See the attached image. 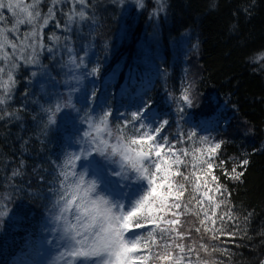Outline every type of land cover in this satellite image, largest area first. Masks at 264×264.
I'll use <instances>...</instances> for the list:
<instances>
[{"label":"trees","instance_id":"16d2710c","mask_svg":"<svg viewBox=\"0 0 264 264\" xmlns=\"http://www.w3.org/2000/svg\"><path fill=\"white\" fill-rule=\"evenodd\" d=\"M143 3L140 8L136 0H85L86 18L75 16L71 23L67 16L81 10L78 0L61 3L54 9L55 19L42 29L52 54L43 52L39 65L21 62L6 108L16 115L0 120V213L4 214L0 216V264H10L11 257L25 248L28 236L37 242L42 235L39 225L49 232L63 223L53 219L59 211L54 207L60 187L57 170L72 149L71 154L77 155L91 151L85 143L89 138L83 136L89 130L87 118L110 110L115 132L143 101L152 104L150 116L159 114L172 122L164 135L181 134L178 148L189 153L200 148L206 153L221 143L215 156L205 155V159L213 163L211 174L219 177L226 192L210 195L216 196L217 203L228 202L217 209L218 214L234 210L235 218L225 217V233H206L205 226L221 224L217 220L215 225H201L204 217L195 215L193 200V211L180 217L178 231L186 235L176 241L194 248L186 254L185 264L188 259L200 264L197 253L209 264H264V0ZM49 7L51 0H41L42 15ZM27 30L21 26V34ZM53 34L58 41L49 40ZM93 68L98 72L89 75ZM185 94L190 104L182 100ZM57 104L62 105L59 112H55ZM53 112L54 122H49ZM126 127L130 133L131 124ZM74 128L79 131L66 142V133ZM192 130L198 135L187 140L183 134ZM200 136L209 137V143L200 144ZM81 157L86 164L103 165L117 180L111 172L120 171L119 164L98 153ZM185 159L191 161L192 156ZM78 162L83 165L81 159ZM180 170L197 171L191 163ZM241 172L239 179L231 178ZM130 182L142 186L141 195L147 191L146 180L118 184ZM186 187L189 191L182 202L190 196L191 185ZM68 215L72 219V213ZM197 227L200 233L195 232ZM163 243L157 240V245ZM201 244L208 245V252ZM159 251L154 245L151 253ZM172 251L181 255L178 249ZM147 264L168 262L150 259Z\"/></svg>","mask_w":264,"mask_h":264},{"label":"snow or ice","instance_id":"6c2138e0","mask_svg":"<svg viewBox=\"0 0 264 264\" xmlns=\"http://www.w3.org/2000/svg\"><path fill=\"white\" fill-rule=\"evenodd\" d=\"M67 2L68 0H51L52 7L48 8L46 15H42L41 0H32L31 3H25L24 0H0V120L16 115L6 108L13 98L12 93L17 84L15 77L22 66L21 62L25 65H39L43 52L52 54L54 49L44 42L42 29L55 19L56 6ZM120 2L123 3V0ZM136 3L138 7H144L143 0H136ZM78 4L81 10L71 11L67 16V23H71L75 16L82 20L86 18L83 10L85 0H78ZM21 26H27L28 30L21 34ZM49 40L58 41L59 37L53 34ZM97 72L98 69L93 68L89 75ZM36 74L31 73L32 76ZM182 100L191 103L187 94ZM61 107L62 105L57 104L55 112H59ZM151 111L152 104L143 101L130 114V118L124 117L125 126L117 125L115 132L110 124V110L102 111L94 119L90 116L87 118L89 130L84 131L83 136L89 138L85 143L91 151L86 149L81 155L70 154L61 165L62 179L59 180L58 198L54 204L59 211L53 219L63 221L57 225L61 229L58 241H62L57 243V249L63 248V251H58L55 264H147L149 259L166 261L168 264H185L186 254L192 253L194 248L176 241L183 240L186 235L183 231H178V227L181 225V215L193 211L190 207L193 200L196 201L195 215L199 217L202 213L204 217L199 220L201 225H206V222L215 225L217 220L221 224L218 228L205 226L206 233H225V217L228 220L235 218L234 210L218 214L217 209L221 205L227 206L228 202L221 199L217 203L216 196L210 195V192L222 195L226 192L219 183V177L211 174L213 163L205 159V155L215 156L221 143H215L206 153L200 148H195L193 153H189L186 148H178L181 134L178 132L171 137L164 135L172 122L162 119L159 114L150 116ZM179 111L183 112V109ZM55 112L49 117V122L53 121ZM128 124L132 126L130 133L126 127ZM183 135L187 140H193L198 134L192 130ZM112 139L115 142H110ZM198 142L208 144L209 137L200 136ZM93 153H98L113 164H119L121 170L113 169L111 172V175L117 177L116 183L121 180H146L147 191L134 204H125L121 200L101 195L97 180H86V172L75 170L76 162L81 156H92ZM189 155L192 156L191 161L185 159ZM189 163L197 171L185 174L180 168L183 165L187 169ZM242 163L246 166L249 161L245 159ZM130 171L135 175H125V172ZM232 172L235 173L236 169L233 168ZM242 175V172L237 173L231 178L239 179ZM213 183L214 188L211 187ZM186 185H191L190 196L187 202H182L185 192L189 191ZM195 194H199V197ZM70 212L72 219L68 215ZM169 214L174 218H168ZM2 215L4 214L0 213ZM195 232L200 233L201 228H195ZM158 239L164 241L162 246L157 245ZM213 239L218 237L213 236ZM154 245L160 247L159 252L152 256L141 255L144 250L151 252ZM173 248L178 249L181 255L174 256ZM200 248L208 252L207 244H201ZM197 260L200 264H209L207 259L200 260L199 253ZM186 264L193 262L188 259Z\"/></svg>","mask_w":264,"mask_h":264},{"label":"rangeland","instance_id":"374dc122","mask_svg":"<svg viewBox=\"0 0 264 264\" xmlns=\"http://www.w3.org/2000/svg\"><path fill=\"white\" fill-rule=\"evenodd\" d=\"M78 131V128H74L72 131L67 132L65 135L66 142H69V139L73 133ZM73 150L74 149L66 154L64 160L72 153ZM78 155H81V153ZM82 159L83 158L81 157V162L85 167L86 161L85 159ZM62 164H60L57 170L60 179H62V177H60ZM82 166H80L79 162L77 161L75 170L77 172H86V180H97L98 191L101 195H107L115 200H121L125 204H128L129 202L134 204L135 200L138 199L143 191L142 186L132 182L127 183L124 186L119 185L112 179V177L107 172V169L101 164H86V169H83ZM72 211H74V209ZM39 226L42 235H40L37 242H34L32 238L28 236L25 248L23 250H19L11 257L10 264H55V258L58 254V251H63V248L57 249V243H62V241H58V237L61 234V229L57 228L55 232H48L46 230V232L43 227L44 224ZM145 254L152 256V253L146 250L141 252V255Z\"/></svg>","mask_w":264,"mask_h":264},{"label":"clouds","instance_id":"9594fccd","mask_svg":"<svg viewBox=\"0 0 264 264\" xmlns=\"http://www.w3.org/2000/svg\"><path fill=\"white\" fill-rule=\"evenodd\" d=\"M54 122V121H53Z\"/></svg>","mask_w":264,"mask_h":264}]
</instances>
